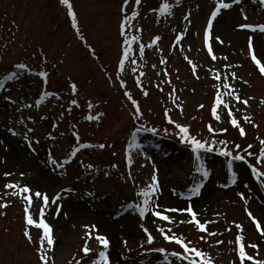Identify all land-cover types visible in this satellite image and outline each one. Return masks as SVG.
Returning <instances> with one entry per match:
<instances>
[{"label":"rangeland","instance_id":"obj_1","mask_svg":"<svg viewBox=\"0 0 264 264\" xmlns=\"http://www.w3.org/2000/svg\"><path fill=\"white\" fill-rule=\"evenodd\" d=\"M70 2L77 14L79 33L72 26L67 7L60 0H0V81L14 70L17 63H26L31 69L30 72H22L20 78L6 82L5 89L0 90V196L9 203V207L0 209V212L6 213L0 215V264H41L37 249L42 230L28 226L32 242L25 238V201L10 195L12 189L4 188L9 182L28 185L33 191L49 196L45 220L52 226L55 240L50 250L45 246L50 257L49 264H76V260L81 258V264H92L102 250L94 238L95 233L93 239L88 241L93 252L84 256L82 249L86 239L85 225L93 224L111 242L109 257L112 264H168L161 254L146 252L140 247V243L146 241L141 224L156 237L152 245L145 242V249L165 247L181 251L179 246L164 241L157 231V226L166 229L171 227L174 232L182 234L208 252L215 264H232L233 261L240 264L235 251L237 245L229 243L235 242L240 234L235 222L243 225L246 252L264 259V236L260 235L246 213V209L251 210L264 228V184L255 179L243 161L233 162L238 175L236 184H231L226 158L220 156L218 151L209 153L202 150V159L211 175L205 179L201 195L193 197L191 203L201 222L215 221L208 224L209 231L223 235L211 237L198 231L192 224L173 225L151 214L141 217L134 208L121 210L122 205L141 202L136 192L150 182L153 168L158 170L161 186L158 203L162 207H186L188 201L175 195L173 189L187 194L194 183L201 179L200 174L195 172L194 153L188 145L180 142L175 134L178 130L165 118L166 108L171 110L169 115L172 119L190 125L191 133L198 138L213 139V133L207 127L211 124L216 130L214 138L228 141L230 150L241 152L251 144L253 147L249 151L259 152L261 145L257 138L264 139V75L251 60L247 43L249 35H254L253 47L257 57L264 63V34L237 30L235 25L244 22L239 11L241 8L247 12L248 22L264 23V6L256 0H242L241 4L222 12L214 22L213 35H219L224 44L214 40L213 51L218 57L227 56L228 59L212 61L204 45L203 33L214 0H180L179 5H175V0H169L174 4L170 16H161L159 11H153L158 10L164 0H141L138 7L135 0H130L127 14L131 15L137 9L139 16L130 21L125 35L129 39L137 35L140 39L131 45V59L136 60V65L126 62L124 72L120 73L118 64L125 38L121 35L124 0ZM189 13L191 25H187L183 19ZM186 25L187 35L181 45L173 50L177 34ZM157 35L161 36L158 44L147 47ZM140 43L146 45L143 57L139 55ZM93 49L95 55L92 54ZM185 55L196 63L195 74L185 60ZM162 58L167 60V64L160 63ZM229 64L233 67H226ZM133 67H137L136 72L132 71ZM165 69L171 84L162 83L166 79ZM41 70L49 73L46 84L41 77L33 74ZM217 70L221 75L220 81H216L213 76ZM141 71L145 73L140 80L143 89L149 93L147 97L136 82ZM233 71L238 78L228 76L225 80V75ZM120 80L125 81L127 90L139 101L144 113L142 121H133V105L124 96L125 89L121 87ZM72 82L78 86L75 95L70 91ZM225 83L231 84L242 99L249 101L248 105H244L236 103L231 97L227 98L245 129L244 136L230 123L223 106L217 109L221 120L217 121L212 115L217 91L214 85L226 91ZM157 84L163 91L156 87ZM173 88L176 89L175 96L179 98L178 103L183 106V112L169 98ZM42 90L55 92L60 99L50 97L40 107H36L35 101ZM71 99H77L79 107L70 105ZM89 101L95 105L94 108H88ZM24 104H33V107L25 108ZM201 104L203 108L199 107ZM69 107L70 112L67 111ZM99 112L104 113L99 121L86 119L90 113L95 115ZM245 115L250 116L254 123L245 122ZM21 117L24 124L19 122ZM138 123L156 127L159 133L138 134L139 142L144 147L142 150L135 147L131 149L133 163L129 167L126 160L127 145ZM25 125L34 129L29 134L30 139L40 141L32 145L36 149L35 153L22 139ZM9 128L21 135L13 136ZM164 129H168V133ZM221 129L227 131L222 132ZM74 133L79 134V143H90L97 147L81 149L63 169L54 170V166L48 163L49 149L57 161L68 159L77 144ZM99 144L106 146L101 149ZM236 144L241 148L234 149ZM215 147L220 149L224 145L216 144ZM144 153L151 160L146 159ZM249 162L256 163L254 158H249ZM87 164L94 167L87 169L84 167ZM6 172L12 175L6 177ZM223 184L229 186L221 187ZM66 188L73 191L62 192ZM88 192L94 195H86ZM241 192L247 204L241 199ZM57 193L62 195V199L57 202L62 205L59 215H56L57 205L51 204L52 197ZM42 204L41 199L33 197L30 211L34 219H38ZM171 215L176 221L189 219L187 213ZM229 228L230 231L227 230ZM201 235L206 237L207 242L199 239ZM124 240L128 241L127 247L123 244ZM218 240L224 243L217 245ZM252 243L259 245L258 257L256 250L248 247ZM169 259L173 264H181L176 258ZM245 264L252 262L245 261Z\"/></svg>","mask_w":264,"mask_h":264},{"label":"snow or ice","instance_id":"obj_2","mask_svg":"<svg viewBox=\"0 0 264 264\" xmlns=\"http://www.w3.org/2000/svg\"><path fill=\"white\" fill-rule=\"evenodd\" d=\"M60 2L67 7L68 15L71 17V22L72 26L74 27L76 32H80L78 20H77V14L73 10V5L70 2V0H60ZM130 0H124V6L122 7V12L125 13L123 16L122 22H121V35L124 36V46L122 49V58L119 61L118 64V71L120 73H123L125 70V64L126 62L131 63L132 65H136V60L131 59V55L133 53V49L131 45L134 42H137L140 37L137 35L131 36L129 39L127 35H125L127 28L130 26V21L135 20L136 17L139 16V11L137 9H134L131 15L127 14V6L129 4ZM259 5L264 6V0H256ZM242 3V0H214V7L212 8L210 15L207 19L206 27L203 33V39H204V45L207 49V52L209 53L211 60L216 61L217 59H224L227 60L228 57H218L214 51H213V41L215 40L219 44H224V40L219 36V35H213V26L214 22L217 20L218 17L222 15V12L224 10H229L232 9L234 5H239ZM135 4L138 7L141 4V0H135ZM180 0H175V5H179ZM173 7L174 4L170 3L169 0H164L163 4L159 7V9H153V11H159V14L161 16H170L173 14ZM240 14L243 19V23H238L235 25L237 30H247L252 34L255 33H260L264 34V23H250L249 17L247 15V12L241 8L239 9ZM191 16V13L185 15L183 19L187 22V25H191L192 21L189 18ZM159 22V21H157ZM185 26L183 31H181L179 34H177L175 38V42L173 44V50L176 49L177 46L181 45V41L184 39V37L188 33V26ZM141 31V30H138ZM175 31V29H173ZM81 39L83 40V36L81 35ZM161 40V36L157 35L155 36L151 42L147 45V47L151 48L155 45L158 44V42ZM253 40H254V35H249L248 37V43L247 47L249 50V54L251 57V60L253 63L258 67L260 73L264 75V63H262L261 59L257 57V53L253 47ZM145 47L146 45L143 43L139 44V55L140 57H143L144 52H145ZM181 51H183V48L181 47ZM92 54L95 55V50H92ZM185 60L190 64L192 72L195 74L197 70V65L194 63L187 55H185ZM46 59V58H44ZM161 64H167V60L162 58L160 60ZM153 68L156 67V65H152ZM226 67H233V65L229 64L226 65ZM236 67H239V65H236ZM24 71H31L29 68V65L23 62L17 63L14 65V70H11L8 72L7 75L4 76L3 81H0V90L5 89V84L8 81H13L15 79L20 78L22 72ZM133 72L137 71V67L132 68ZM165 77L166 79L162 83H168L171 84V78L167 74V69L164 70ZM36 76H39L42 78V81L44 84L47 83L49 73L46 70H41L39 72L33 73ZM144 72H139V75L136 77V82L140 86L141 91L145 97L149 95V93L143 89V84L140 80V77L144 76ZM214 79L216 81L221 80V75L219 73V70L213 73ZM228 76H230L232 79H237V73L236 72H230L225 75V80L228 79ZM199 77L197 76V79ZM71 79V78H69ZM109 79L111 77L109 76ZM246 84L247 81H244ZM120 85L122 88L125 89L124 91V96L127 97V99L131 102L133 105V111L131 112V116L133 121L135 122H140L142 121V118L144 116L143 111L141 110L140 103L138 100L134 99L131 92L127 90V85L124 80H120ZM156 87L160 90L163 91V88H161L160 84H157ZM214 87H217L215 99H214V106L212 108V115L214 118L219 121L221 120V116L217 114V109L223 106L224 109L227 110V114L230 117V123L239 130L240 135L244 136L246 135L244 127L241 126L240 121L236 118L234 112H233V107L230 105V101L227 99L228 97H231L234 99L236 103H242L244 105H248V99H242L241 95L239 92L236 91V89L228 83L224 84V88L226 91H221L220 88L216 85ZM70 91L75 95L78 92V86L75 82L70 83ZM176 89L173 88L172 92L169 93V98L171 99L173 105L178 108L181 112H183V106L178 103V97L175 96ZM50 97H55L56 99H60L59 95L55 92H50L47 90H42L39 94V99L35 101V106L40 107L46 99ZM10 99V97H8ZM11 103L15 104L16 101L10 100ZM70 105H74L79 107V102L77 99H71ZM23 107L25 108H32L33 104H24ZM95 105L92 104L91 101L88 102V108L92 109L94 108ZM200 108H203L204 105L201 104L199 106ZM67 111H71V107L67 109ZM170 109H165V118L167 119V122L169 124L174 125V128L178 130L175 134L179 137L180 142L188 145L191 148V151L194 153V158H195V172L199 173L201 176V179L194 183V185L188 190V193H181V192H176L173 189V193L177 195L178 197H182L183 199L187 200V206L184 208H179V207H162L158 203V194L161 192V186H160V181L158 178V170L153 168V173L150 178V182H148L144 187H140L139 190L136 192V196L140 198L141 202L140 203H131L127 205H122V209H127V208H134L138 210L139 215L141 217H146L148 214H151L155 218H158L160 221H166L169 224H192L196 227L198 231L201 233H207L208 236L214 237L217 235H223V233H217L214 231H209L208 229V224L214 223L215 221H210V220H204V222H201V219L197 218L198 213L194 210L191 200L193 197H198L201 195V189L204 187V181L206 178H208L211 175L210 170L206 167L204 160L202 159V150L203 152H215L218 151L219 155L222 157L226 158V166L227 170L230 173L231 176V184L235 185L237 182V175L238 173L234 170V161H243L247 164V166L250 168L252 175L255 177L257 181H260L262 184H264V170H261L262 167H264V139H260L259 137V143L261 145L259 152L258 153H253L249 151L253 147V145L249 144L247 148L243 149L241 152H235L234 150H230L228 148V141L226 140H219L217 141L214 138L216 130L212 127L211 124H209L208 130L210 133H213V139L211 140H206V139H201L198 138L197 135H194L191 133V126L187 124H181L177 122L176 120L172 119L170 113ZM104 115L103 112H99L95 115H92L91 113L86 116L87 120H95L99 121L101 117ZM29 119H32L29 117ZM243 120L248 123H254L252 118L248 115H245L243 117ZM21 124H24V119L21 117L20 121ZM258 127V125H254ZM26 131L22 134V139L26 142L27 146L30 148V150L35 153L36 149L32 147L33 143L39 144V140H33L30 139L29 134L34 131L33 128H28L26 127ZM8 131L13 135H21L18 133L15 129L9 128ZM220 131L226 132L227 129H221ZM165 133H168V129H164ZM140 133H152V134H158L159 129L156 127H150L144 123H138V126L135 127L134 131L131 133V140L129 144L127 145V150H126V160L129 165V167L132 165L133 160L131 156V149L133 147L138 148V149H143L144 145L139 142V137L138 134ZM75 140L77 141L76 146H74L70 152L69 158L63 160L62 162L57 161V159L53 158L51 156V149H49L48 155H49V160L48 163L55 168H60L63 169L64 166L70 162L71 158H74L77 153L81 151V149L84 148H92V147H97V145H92L90 143H79L80 137L78 133H74ZM54 139V137H53ZM2 143V142H0ZM216 144H221L224 145L223 148L216 149ZM106 145L105 144H99L98 147L103 149ZM241 146L239 144H236L234 146V149H240ZM115 154V153H114ZM146 159L151 160V157H148L146 153H144ZM249 158H254L256 163L252 164L249 162ZM85 168L87 169H92L94 166L92 164H87L84 165ZM112 167H117V165H112ZM4 175L11 176V172H6ZM21 175H24L21 173ZM228 184H223L221 187H228ZM5 189H12L13 191L10 193V195L18 196L22 200L25 201V207H24V212H25V221H26V227L24 230V236L25 238L31 243L32 242V236L29 231L28 226H35L37 229L42 230V235L40 236L39 239V248L37 249L39 259L41 261V264H49L50 257L47 254V251L45 250V246L47 245V248L50 250L54 244L55 240L53 237V228L52 226L47 223L45 220V210L49 206V196L47 193H42L40 191H33L28 185H21L18 182H9L4 185ZM73 190L71 188H66L63 189L62 192H72ZM88 196H93L94 193L88 192L86 193ZM240 197L242 200H244L245 204L248 203L247 199L244 196V193L241 192L239 193ZM33 197L41 199L43 204L40 209V215L38 219H34L33 215L30 211L33 203ZM62 199L61 193H57L54 197L51 199V204L57 205V212L56 215H59V211L62 208V205H58L57 202ZM0 209H6L9 207V203L7 201H4L3 196H0ZM173 213L177 214H182V213H187L189 216L188 220H180L176 221L175 218L171 215ZM247 216L253 221L256 229L260 233L261 236H264V228L261 227V221L257 219L255 215H253L251 210L246 209ZM0 215H6V213L0 212ZM217 215H221L220 213H217ZM235 224V227L239 229L240 234L237 235L235 242L229 241V243H235L237 245L235 251L237 252L240 264H245V261H251L252 264H264V259H259L256 258L252 255H249L246 252L245 249V237L243 235V225L241 224ZM142 228L143 232L146 234V243L148 245H152L155 242L156 237L152 235V233L149 231L147 227H145L143 224L140 225ZM85 243L83 246V253L84 256H88L90 253L93 252V249L89 247L88 241L93 239V234L95 233V240L98 242L100 246H102V250L98 252V257L94 258L92 261V264H112V261L110 260L109 257V248H110V240L107 235L100 234L99 229L95 224L93 225H85ZM230 231L231 229H227ZM157 231L160 233L162 239L166 241L169 244H175L179 246L181 251H176V250H169L165 247H158V248H148L145 249V242L140 243V247L144 249L146 252H154V253H159L162 255L163 259L168 262V264H173V262L169 259V257L176 258V260L180 261L181 264H215L214 259L212 256L208 253L205 252L203 249L197 247L192 241H189L184 237L182 234H177L176 232L173 231L171 227L165 228L163 226H157ZM201 241H206V237L204 235H201L199 237ZM224 241L218 240L216 241V244H223ZM123 244L125 247H127L128 241L124 240ZM248 247H251L252 249L256 250V256L258 257L259 255V245L252 243L249 244ZM83 258H81L82 260ZM81 260H76V264H81ZM232 264H235V261L232 262Z\"/></svg>","mask_w":264,"mask_h":264}]
</instances>
